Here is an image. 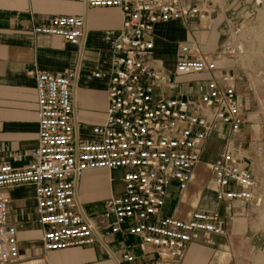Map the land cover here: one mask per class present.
Here are the masks:
<instances>
[{
	"label": "built area",
	"instance_id": "built-area-1",
	"mask_svg": "<svg viewBox=\"0 0 264 264\" xmlns=\"http://www.w3.org/2000/svg\"><path fill=\"white\" fill-rule=\"evenodd\" d=\"M57 1L121 12V29L111 49L113 66L94 74L108 80L106 118L91 129L94 140L78 141L72 122L75 72H28L35 83L37 146L29 151L24 168L0 162V264L18 260V231L10 222L7 191L21 187L33 190L34 224L44 251L92 246L97 239L108 242L121 235L136 240V248L151 264H180L193 233L224 235L223 217L217 213L197 210L188 220L164 213L171 188L186 190L210 137L216 135L220 141L210 163L215 202H250L257 188L250 163L233 142L245 124L234 77L215 79L216 63L191 39L178 44L173 73L208 75L205 92L190 98L165 97L160 90H175L174 75L152 55L154 25L188 26L193 19L210 25L220 9L213 0ZM83 27L81 17L56 16L32 32L77 46ZM93 170L117 174L121 189L106 200L102 214L89 218L75 203V188L82 174ZM131 253L124 252L122 260L131 263Z\"/></svg>",
	"mask_w": 264,
	"mask_h": 264
},
{
	"label": "crops",
	"instance_id": "crops-1",
	"mask_svg": "<svg viewBox=\"0 0 264 264\" xmlns=\"http://www.w3.org/2000/svg\"><path fill=\"white\" fill-rule=\"evenodd\" d=\"M257 3L258 0H233L231 5L234 8H226L225 4L214 14V21L210 25L196 19L191 20L188 26L179 22L154 25L153 58L160 61L164 71L174 75L175 79V90L162 88V95L190 98L205 92L208 75L175 76L173 73L178 44L191 39L196 40L202 53L216 63L215 79L228 74L234 77L235 64L222 56L226 46L221 44L219 37L226 27L227 16L244 12L248 6ZM56 16L83 19L79 45H70L59 37L33 34L34 26ZM121 23V12L116 8L90 9L74 2L57 0H0V162H7L14 168H24L29 163V151L37 146L35 83L28 75L32 70L52 75L75 72L71 89L74 138L80 142L95 139L91 129L103 125L106 118L108 80L106 77L95 78L94 74H104L112 68L111 49ZM220 46L224 51L221 54ZM234 87L237 95L239 88L236 81ZM237 99L242 106L238 95ZM238 134L234 136L233 142ZM219 143L216 135L206 141L201 162L192 171L186 190L178 193L174 187L171 188L164 213L179 220H188L197 210L221 216L231 213L235 218L231 222L226 220L223 228L229 225L230 236L239 237L240 246H243L252 241L246 236V226L251 221L254 207L257 208L255 203L262 196L258 189L252 201L232 203L230 210H227L215 202L212 191V208L201 203L202 187L195 186L197 173L205 166L210 176V163L214 157L208 161V154L212 148H216L217 153ZM240 148L239 145L237 149ZM120 189L117 174L107 170L87 171L76 183L75 203L86 217L94 218L102 214L106 200L118 194ZM7 194L10 222L18 231L19 256L14 264H151L149 257L136 248V240L121 235L111 237L108 242L97 239L92 246H74L57 252L44 251L40 230L34 224L35 199L32 188H12ZM124 252L135 255L131 263L122 260ZM234 254L233 244L227 243L221 236L195 232L191 235L180 264H231L232 258L237 259Z\"/></svg>",
	"mask_w": 264,
	"mask_h": 264
},
{
	"label": "rangeland",
	"instance_id": "rangeland-1",
	"mask_svg": "<svg viewBox=\"0 0 264 264\" xmlns=\"http://www.w3.org/2000/svg\"><path fill=\"white\" fill-rule=\"evenodd\" d=\"M232 1L213 0V6L221 9L226 4V8H234ZM248 7L244 12H231L233 14L227 16L230 27L226 25L219 37L221 44L226 46L225 52L220 46L219 53L224 52L222 56L235 64L234 77L239 88L237 95L242 101L241 108L245 113V124L234 141V146L238 148L240 145L238 150L241 156L251 164L250 169L256 178L257 189L262 195L255 203L257 208L254 207L251 221L246 226V236L252 239L250 244L247 242L240 246V238L230 236L229 225L224 227V235L221 237L227 243L233 244L234 256L237 257H231V264H264V0H258L257 4ZM216 154V148H212L208 161ZM206 160L207 158L204 159L205 162ZM207 170L205 166L197 173L195 186L202 187L201 203L212 208L214 201ZM229 206L223 207L230 210ZM222 217L223 225L226 220L231 222L233 218L231 213H225ZM227 257L230 258L228 255Z\"/></svg>",
	"mask_w": 264,
	"mask_h": 264
}]
</instances>
